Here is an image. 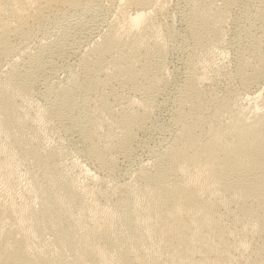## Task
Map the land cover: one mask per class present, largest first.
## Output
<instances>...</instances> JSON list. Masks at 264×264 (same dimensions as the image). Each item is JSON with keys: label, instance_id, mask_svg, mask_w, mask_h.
<instances>
[{"label": "bare ground", "instance_id": "obj_1", "mask_svg": "<svg viewBox=\"0 0 264 264\" xmlns=\"http://www.w3.org/2000/svg\"><path fill=\"white\" fill-rule=\"evenodd\" d=\"M0 264H264V0H0Z\"/></svg>", "mask_w": 264, "mask_h": 264}]
</instances>
